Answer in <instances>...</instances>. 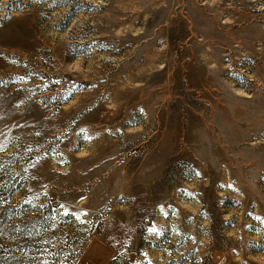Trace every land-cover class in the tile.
I'll use <instances>...</instances> for the list:
<instances>
[{
    "label": "rangeland",
    "instance_id": "374dc122",
    "mask_svg": "<svg viewBox=\"0 0 264 264\" xmlns=\"http://www.w3.org/2000/svg\"><path fill=\"white\" fill-rule=\"evenodd\" d=\"M0 264H264V0H0Z\"/></svg>",
    "mask_w": 264,
    "mask_h": 264
}]
</instances>
